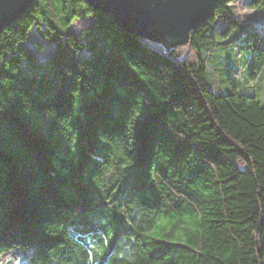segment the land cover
Listing matches in <instances>:
<instances>
[{"label":"trees","instance_id":"1","mask_svg":"<svg viewBox=\"0 0 264 264\" xmlns=\"http://www.w3.org/2000/svg\"><path fill=\"white\" fill-rule=\"evenodd\" d=\"M235 1L221 0L166 52L126 31L133 50L98 54L71 25L91 17L93 28L123 29L85 0H35L0 32V254L25 250L24 264H264V99L254 81L264 34L244 33L252 56L227 93L210 88L202 57L218 19L225 36L239 24ZM251 6L264 10V0ZM34 27L55 43L44 64L26 45ZM49 62L53 77L30 76Z\"/></svg>","mask_w":264,"mask_h":264},{"label":"rangeland","instance_id":"2","mask_svg":"<svg viewBox=\"0 0 264 264\" xmlns=\"http://www.w3.org/2000/svg\"><path fill=\"white\" fill-rule=\"evenodd\" d=\"M251 2L252 0H236L232 4L231 18L238 21L239 24L231 30L229 36H225L227 34L225 30L229 26V23L223 20V18L218 19L215 24V30L218 34L217 44H203L202 57L206 61V66L209 71V86L217 93L224 94L231 91V84L228 81V77L233 75L237 70L241 74H244L248 67V62L252 56V49L248 48L244 33L260 32L264 34V10L253 8ZM107 19L113 20L110 17ZM93 22L94 19L91 17L78 19L71 25L70 31L80 39L87 40L90 43V48L93 47L92 43L94 42L98 54L111 50H115L118 53L124 50L127 52L133 50L135 42L132 37L127 36L125 30H117L113 27L112 23L106 20L95 24L93 28ZM107 36H109V49L105 45L104 40ZM143 41L148 45L151 44L147 40ZM39 43L45 48L44 51L38 49ZM26 45L36 53L39 61L44 64L51 59L55 43L47 41L40 31L34 27L30 32V38ZM156 47V49L163 52L170 50L169 47L168 49L159 45H156ZM212 47L214 48L212 49ZM189 53L190 51L187 52V55ZM211 57H213V60H211ZM214 62L217 65L212 67ZM51 64L49 62L45 65L40 64L37 67H31L29 72L30 76L53 77L51 71L48 72V70H52L53 66ZM251 81L249 80L248 83H252ZM255 84L259 91H261L260 94L264 99V75L256 79ZM240 90L242 89L240 88ZM93 250L96 255L95 260H98L99 263L105 253L104 243H99L97 248H93ZM26 255L27 252L21 249L0 254V264H24Z\"/></svg>","mask_w":264,"mask_h":264},{"label":"water","instance_id":"3","mask_svg":"<svg viewBox=\"0 0 264 264\" xmlns=\"http://www.w3.org/2000/svg\"><path fill=\"white\" fill-rule=\"evenodd\" d=\"M121 29L170 49L185 45L193 31L215 16L221 0H85ZM35 0H0V32L33 10Z\"/></svg>","mask_w":264,"mask_h":264},{"label":"crops","instance_id":"4","mask_svg":"<svg viewBox=\"0 0 264 264\" xmlns=\"http://www.w3.org/2000/svg\"><path fill=\"white\" fill-rule=\"evenodd\" d=\"M249 81V80H248ZM255 81V80H254ZM247 82V81H246ZM249 84H251V83H249Z\"/></svg>","mask_w":264,"mask_h":264}]
</instances>
